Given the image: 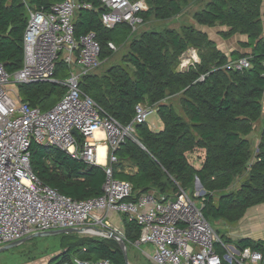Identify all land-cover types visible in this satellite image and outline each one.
I'll list each match as a JSON object with an SVG mask.
<instances>
[{"label":"trees","instance_id":"trees-1","mask_svg":"<svg viewBox=\"0 0 264 264\" xmlns=\"http://www.w3.org/2000/svg\"><path fill=\"white\" fill-rule=\"evenodd\" d=\"M60 1L26 3L32 9L48 11ZM79 1L90 2L93 7L77 12V38L93 31L101 44L102 60L112 54L109 41L127 45L121 59L124 67L112 65L101 74L85 76L81 81L83 92L123 125L134 117L137 103L154 106L163 124L158 131H152L146 123L137 124L136 140L127 138L115 153L118 162L112 164L113 176L130 183L132 195L128 199L136 200L150 190L170 194L179 188L186 191L198 177L204 190L198 199L209 223L238 222L248 208L264 203V127L254 146V125L261 117L264 93V0H192L205 1L194 14L198 24L226 26L227 37L235 33L247 35L245 46L252 48L251 67L242 70L225 69L226 56L193 27L183 26L180 31L146 30L131 38V27L125 24L128 32L115 37L111 32L120 24L113 28L101 24L103 8L99 2ZM190 1L145 0L148 9L142 17L168 20L182 13ZM26 24L22 0H0V62L9 73L21 67ZM190 47L196 49L199 61L180 71L179 57ZM57 71L62 79L65 74H60L59 67ZM60 81L18 84L19 98L48 110L65 91ZM173 97H178L180 110L175 108ZM29 151L32 172L44 185L77 200L102 193L106 174L101 166L35 142ZM125 161L137 171L124 172ZM236 180L240 183L235 190L232 186ZM124 220L127 246L137 239L140 229L134 221ZM246 247L261 252L263 259L258 264H264V240L244 238L236 243L238 250ZM59 249L57 264H73L74 258L127 264L117 241L111 237L61 234ZM218 252L225 254L221 248ZM222 264L237 263L223 260Z\"/></svg>","mask_w":264,"mask_h":264},{"label":"built area","instance_id":"built-area-1","mask_svg":"<svg viewBox=\"0 0 264 264\" xmlns=\"http://www.w3.org/2000/svg\"><path fill=\"white\" fill-rule=\"evenodd\" d=\"M23 33L21 67L11 73L0 62V247L31 234L52 230L80 229V234L109 237L115 232L124 238L106 215H124L140 229L131 244L153 264H258L261 252L246 247L233 253L204 217L202 201L195 200L182 188L173 194L150 190L129 200V182L114 178L112 164L118 162L116 151L127 138H135V126L147 123L154 106L137 103L134 117L123 125L107 114L81 89L82 76L102 63L101 44L93 31L78 38L74 20L81 9H92L90 2L61 0L48 11L30 8ZM103 10L100 22L106 28L127 24L134 31L143 23L148 9L145 0H97ZM108 47L116 46L108 42ZM194 49L179 57L178 70H186L197 60ZM60 63L72 70L60 81L65 91L48 110L31 106L12 96L9 83L54 82ZM264 77V59L262 61ZM251 67L249 57L227 61V70ZM96 130L103 137L96 139ZM77 135H76V134ZM32 142L55 147L73 158L101 166L106 174L102 193L77 200L58 193L41 183L30 167ZM106 145L105 163L97 162L96 144ZM197 197V196H196ZM150 248L144 249V246ZM225 250L220 255L218 249ZM146 250V251H145ZM235 254L239 258L235 257ZM73 264H112L108 259L80 260ZM67 264V263H65Z\"/></svg>","mask_w":264,"mask_h":264},{"label":"rangeland","instance_id":"rangeland-1","mask_svg":"<svg viewBox=\"0 0 264 264\" xmlns=\"http://www.w3.org/2000/svg\"><path fill=\"white\" fill-rule=\"evenodd\" d=\"M205 1L202 2H195L190 1L189 6H187L185 9H183L182 13L168 19V20H159L155 17H149L148 19H143V23L140 25V27H137L134 31L131 30L133 38L136 34L142 31L146 30H155V31H162L164 29H174L175 31H180L183 26H190V27H197L199 24L196 22L194 18L195 11H197L198 7L201 5H204ZM26 8V6H25ZM27 11V10H26ZM215 29H224V27H213ZM213 28H209V33L212 34ZM128 32V27L125 24L118 25L114 30H112L111 34H113L115 37H119L121 35H124ZM115 46L116 49L112 50V54L109 58H104L102 60V63L100 66L93 71H91L89 74H101L106 71L109 67L112 65H119L124 67L123 62L121 61L122 57L125 55V52L127 50V45L121 46L118 44H115L113 41H111ZM187 49L186 51L190 50ZM194 49V48H192ZM195 50V54L197 56V51ZM185 51V52H186ZM198 60V58H197ZM60 68V74L69 73L70 70H72L70 67H67L65 64L60 63L58 65ZM57 67V68H58ZM129 67V66H128ZM58 71L56 70L55 76L57 80H62L59 76H57ZM87 75L82 76L83 78ZM59 78V79H58ZM82 78V79H83ZM82 81V80H81ZM7 89H9L10 94L12 96H17V90H18V84L15 83H9L7 85ZM178 97H173L172 102L176 109L180 110L179 108V102L177 101ZM146 125L152 131H158L163 127L162 121L160 120V117L158 116L157 112L154 110L146 120ZM255 126V132H259L262 128L261 125L259 126V129ZM103 143V142H101ZM125 164V163H124ZM239 181L236 180L232 188H235V190L239 187ZM191 197H199L204 192H200L199 189L196 188L195 182H193V186L191 189L186 190ZM195 200L200 201V199L195 198ZM212 226L216 229L217 234L226 241L229 239V242L227 244L236 247V243L238 242V237L236 235L232 236V231L235 230V227L238 222L235 223H227L223 220H215L210 221ZM237 234V231L235 232ZM66 234V233H64ZM78 235L86 236V237H102L99 235L94 234H80ZM234 234V233H233ZM60 236L61 234L57 235H47V236H35L30 239H27L26 241L15 245L13 247H10L8 249H5L3 251H0V264H46L47 261H50V264H57L59 262L58 255L60 253ZM258 241V240H255ZM4 246V245H3ZM2 247V246H1ZM127 256H128V262L130 264H151L150 260L141 252L140 249H137L134 247L131 243H129L126 246ZM235 257L239 258L238 255L235 254Z\"/></svg>","mask_w":264,"mask_h":264},{"label":"crops","instance_id":"crops-1","mask_svg":"<svg viewBox=\"0 0 264 264\" xmlns=\"http://www.w3.org/2000/svg\"><path fill=\"white\" fill-rule=\"evenodd\" d=\"M263 5H264V2H263ZM26 16H27V11H26ZM216 26L224 27V29H215L213 28L215 26L209 27V26L200 25V24L197 27H195V29L204 33L209 40L213 41L216 44V48L222 54L226 56L227 61L235 60L240 57H244L245 54H248L247 55L248 57L251 56L249 54L251 53L252 48L245 46L248 40V37L246 34L235 33L227 37L225 33L228 30V28L226 26H220V25H216ZM209 28L214 29L212 34L209 33V30H208ZM17 96L19 97L18 90H17ZM261 105H262L261 117L256 122L257 129H259L258 125H261L262 127H264V93L262 96ZM258 134L259 132L257 133L255 132L254 134V137H255L254 146H256L259 142L257 138ZM124 163H123L125 165L124 172L134 173L137 171V167L130 166L127 161H125ZM125 218L126 217L124 215L119 216L118 214H115V213L106 215V219L115 228L122 230L123 235H124V224H125L124 219ZM236 231H237V234L235 233ZM232 232L234 233V234L232 233V236L236 235L238 239L249 238L252 240H264V203L248 208L244 216L238 221L235 227V230H233ZM143 248L148 249L150 247L146 245ZM229 248L233 253H236L234 252V249L238 250L236 247L231 246V245H229ZM49 262L50 261H47L46 264H49ZM150 263L153 264L151 260H150ZM36 264H41V263H36Z\"/></svg>","mask_w":264,"mask_h":264},{"label":"water","instance_id":"water-1","mask_svg":"<svg viewBox=\"0 0 264 264\" xmlns=\"http://www.w3.org/2000/svg\"><path fill=\"white\" fill-rule=\"evenodd\" d=\"M194 182H195L196 188L199 189L200 192H204L198 177H195ZM64 233H82V230L71 228V229H68V230H65V231L64 230H52V231L37 232V233L31 234V235H29V236H27V237H25L23 239H20V240L15 241V242H11L9 244H6V245L0 247V251H3L5 249H8V248L13 247L15 245H18V244L26 241L27 239H30V238L35 237V236L57 235V234H64ZM109 237H111V238H113V239H115L117 241L120 249L122 250L125 262L127 264H130L128 262V256H127L126 244H125L124 238L121 237L120 235H118L115 232H109ZM234 252L238 253V250L234 249Z\"/></svg>","mask_w":264,"mask_h":264},{"label":"bare ground","instance_id":"bare-ground-1","mask_svg":"<svg viewBox=\"0 0 264 264\" xmlns=\"http://www.w3.org/2000/svg\"><path fill=\"white\" fill-rule=\"evenodd\" d=\"M94 136L96 137V139H100L101 137H103V132L101 130H96ZM96 148H97V162L99 164H104L106 161L105 159L106 145L100 142L96 144Z\"/></svg>","mask_w":264,"mask_h":264},{"label":"clouds","instance_id":"clouds-1","mask_svg":"<svg viewBox=\"0 0 264 264\" xmlns=\"http://www.w3.org/2000/svg\"><path fill=\"white\" fill-rule=\"evenodd\" d=\"M195 198H198V197H195ZM212 225V224H211ZM217 232V231H216Z\"/></svg>","mask_w":264,"mask_h":264}]
</instances>
